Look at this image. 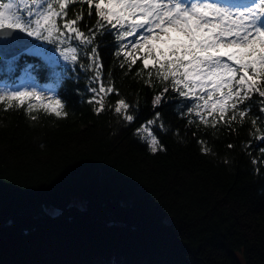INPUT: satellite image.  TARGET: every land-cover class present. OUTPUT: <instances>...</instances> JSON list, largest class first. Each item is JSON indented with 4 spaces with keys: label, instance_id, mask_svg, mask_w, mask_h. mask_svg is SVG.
<instances>
[{
    "label": "trees",
    "instance_id": "trees-1",
    "mask_svg": "<svg viewBox=\"0 0 264 264\" xmlns=\"http://www.w3.org/2000/svg\"><path fill=\"white\" fill-rule=\"evenodd\" d=\"M74 11L80 5L69 16ZM83 12L82 29L96 22L94 7L91 18L86 4ZM113 49L105 35V83L120 95L106 97L99 115L86 102L79 68L65 77L64 63L28 55L18 61L16 77L35 66L42 99L54 88L68 115L56 118L38 106L32 120L23 108L0 104V264H264V142L253 139L264 135V116L254 126L251 118L261 115L254 106L242 124L188 126L175 111L177 99L153 109L165 84L146 85L136 75L140 59L131 72L120 68ZM120 98L139 105L130 110L131 124L108 108ZM155 112L168 131L153 127L164 148L153 154L135 133ZM77 195L84 208L73 204Z\"/></svg>",
    "mask_w": 264,
    "mask_h": 264
},
{
    "label": "snow or ice",
    "instance_id": "snow-or-ice-1",
    "mask_svg": "<svg viewBox=\"0 0 264 264\" xmlns=\"http://www.w3.org/2000/svg\"><path fill=\"white\" fill-rule=\"evenodd\" d=\"M85 4L89 18L94 7L96 22L91 26L84 22L82 29ZM73 5H80V11L69 16ZM0 35L10 37L0 42V104L4 111L23 108L32 120L37 119L31 114L38 106L56 118L68 113L54 88L45 90L50 93L47 102L42 99L44 92L38 90L33 76L35 66L28 65L16 77L18 61L25 55L52 66L65 62V77L77 68L83 71L90 94L86 102L94 105L97 115L105 111L106 97L120 95L111 80L105 83L99 52L105 35L112 36V55L120 68L127 66L131 72L140 59L136 75L149 87L154 86V80L165 84L153 97V109L177 99V114L187 119L188 126L197 128L201 124L212 128L242 124L245 117L251 118L254 106L261 115L251 118L252 124L264 116V0H0ZM4 49L14 51L9 55ZM169 90L174 97L165 96ZM108 108L131 124L136 116L130 110H138L139 105L120 98ZM153 127L168 131L159 112L135 135L155 154L164 148ZM141 130L145 135H140ZM253 139L259 145L264 135ZM197 142L202 152H211L204 147L205 141ZM251 147L249 140L246 148ZM259 151L264 154V147Z\"/></svg>",
    "mask_w": 264,
    "mask_h": 264
},
{
    "label": "rangeland",
    "instance_id": "rangeland-1",
    "mask_svg": "<svg viewBox=\"0 0 264 264\" xmlns=\"http://www.w3.org/2000/svg\"><path fill=\"white\" fill-rule=\"evenodd\" d=\"M61 63H65V62L61 61ZM72 202H73V204L79 206L80 208H84L86 206L85 199L81 196H78V195L73 197ZM50 211L56 212L55 209H50ZM239 255L241 256V254H239Z\"/></svg>",
    "mask_w": 264,
    "mask_h": 264
},
{
    "label": "water",
    "instance_id": "water-1",
    "mask_svg": "<svg viewBox=\"0 0 264 264\" xmlns=\"http://www.w3.org/2000/svg\"><path fill=\"white\" fill-rule=\"evenodd\" d=\"M18 35L24 36L23 33H18ZM8 39H10V37L0 35V42L6 41ZM27 39L32 40V38H30V37H28ZM4 51L8 52V54L11 55V51H14V50L4 49Z\"/></svg>",
    "mask_w": 264,
    "mask_h": 264
}]
</instances>
